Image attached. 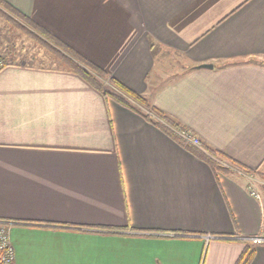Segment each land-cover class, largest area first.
Listing matches in <instances>:
<instances>
[{
	"label": "crops",
	"instance_id": "0c3cea01",
	"mask_svg": "<svg viewBox=\"0 0 264 264\" xmlns=\"http://www.w3.org/2000/svg\"><path fill=\"white\" fill-rule=\"evenodd\" d=\"M1 1L219 158L264 172V0ZM106 92L62 69L0 70L13 264H237L246 251L264 264V182L214 169Z\"/></svg>",
	"mask_w": 264,
	"mask_h": 264
},
{
	"label": "trees",
	"instance_id": "16d2710c",
	"mask_svg": "<svg viewBox=\"0 0 264 264\" xmlns=\"http://www.w3.org/2000/svg\"><path fill=\"white\" fill-rule=\"evenodd\" d=\"M0 17L4 18V20H7L6 22H8L12 26V28L21 30L24 35L30 38L31 41H33L40 48L45 49L47 53L55 59V61L61 62L67 67L62 70H66L68 72L76 74L82 80H84L96 89H101L103 87L102 84L99 82L98 78H106V75L101 69L90 64L82 56L67 47L65 44H63L61 41L53 37L45 30H42L41 28L29 22L27 19L24 18V16L7 6L1 0ZM6 65L7 64H4V67ZM108 81L121 93L117 94L115 92L109 91L106 92V95H109L112 99L116 100L120 104L138 112L140 111L135 106H133L132 103L141 106L142 108L146 109V113L144 115L146 119H149L156 125H160L168 132L171 131L170 133L173 134L178 140H180L183 145L192 146L180 137V134L184 132L183 128H178L171 120H169V118H167L162 112L151 106L144 98L126 90L123 86H121L114 80L109 79ZM166 125L169 126L170 131L166 128ZM204 152L208 155L210 154L212 157L219 158L215 151L200 144L199 155L205 156ZM207 159L208 162L212 165V167H214V169H218L219 171L229 170L227 167H224L220 163L213 161L211 158L207 157ZM219 159H224L233 167H236L241 170L244 174H252L258 172V170H247L238 163L228 160L226 158ZM251 255L252 251L244 252L241 258L238 260L237 264H248Z\"/></svg>",
	"mask_w": 264,
	"mask_h": 264
},
{
	"label": "rangeland",
	"instance_id": "374dc122",
	"mask_svg": "<svg viewBox=\"0 0 264 264\" xmlns=\"http://www.w3.org/2000/svg\"><path fill=\"white\" fill-rule=\"evenodd\" d=\"M6 21L7 20H4V18L0 17L1 64L4 65L13 60L17 61L18 63L37 67H50L57 69L67 68L61 62L55 61V59L51 55H49L45 49L40 48L38 45H36L33 41H31L30 38L24 35L21 30L12 28V26ZM98 80L107 90L112 92H115L116 90L117 92L121 93L117 90L116 87L110 84L107 78H98ZM144 110L146 111V109ZM218 161L215 162L220 163L224 167H227L229 170L236 168L230 165V163H228L224 159L218 158ZM250 177L254 178L260 183L264 182V172L262 170H258L257 173L250 174Z\"/></svg>",
	"mask_w": 264,
	"mask_h": 264
},
{
	"label": "built area",
	"instance_id": "2783aa9c",
	"mask_svg": "<svg viewBox=\"0 0 264 264\" xmlns=\"http://www.w3.org/2000/svg\"><path fill=\"white\" fill-rule=\"evenodd\" d=\"M0 62V70L4 67ZM180 137L192 146L200 148L199 141L196 138H192L187 134H180ZM251 195L255 198H259V195L251 191ZM254 243H261L260 239H254ZM14 250L9 242V229L5 224H0V264H13Z\"/></svg>",
	"mask_w": 264,
	"mask_h": 264
},
{
	"label": "water",
	"instance_id": "95a60500",
	"mask_svg": "<svg viewBox=\"0 0 264 264\" xmlns=\"http://www.w3.org/2000/svg\"><path fill=\"white\" fill-rule=\"evenodd\" d=\"M198 68H202V69H211L212 66L211 65H201Z\"/></svg>",
	"mask_w": 264,
	"mask_h": 264
}]
</instances>
